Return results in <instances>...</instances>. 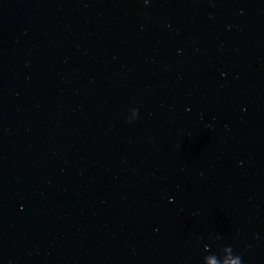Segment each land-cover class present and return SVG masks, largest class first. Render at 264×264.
I'll list each match as a JSON object with an SVG mask.
<instances>
[{"label": "water", "instance_id": "obj_1", "mask_svg": "<svg viewBox=\"0 0 264 264\" xmlns=\"http://www.w3.org/2000/svg\"><path fill=\"white\" fill-rule=\"evenodd\" d=\"M0 264H264V0H0Z\"/></svg>", "mask_w": 264, "mask_h": 264}]
</instances>
